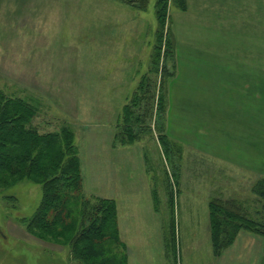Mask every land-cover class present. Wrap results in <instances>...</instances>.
<instances>
[{"label":"rangeland","instance_id":"1","mask_svg":"<svg viewBox=\"0 0 264 264\" xmlns=\"http://www.w3.org/2000/svg\"><path fill=\"white\" fill-rule=\"evenodd\" d=\"M157 1L138 10L119 0H0V90L34 108L40 134L63 126L74 134L82 193L118 198L130 264L173 256L178 264H217L211 199L242 202L264 224V200L252 192L261 177L221 163L237 161V149L264 152V87L253 88L257 110L247 115L244 88L230 83L245 74L232 64L243 55L231 48L258 49L255 66L264 73V0H188L187 12L166 0L164 24ZM142 81L147 107L118 129L114 120ZM117 133L132 143H116ZM195 145L214 147L200 156ZM42 195L33 178L0 188V264H78L68 246L28 231L24 221ZM172 212L176 253L171 247L166 258Z\"/></svg>","mask_w":264,"mask_h":264},{"label":"trees","instance_id":"2","mask_svg":"<svg viewBox=\"0 0 264 264\" xmlns=\"http://www.w3.org/2000/svg\"><path fill=\"white\" fill-rule=\"evenodd\" d=\"M119 1L138 10H145L149 3V0ZM171 1L180 10L188 9V0ZM155 8L160 23L164 24L167 17L166 0H158ZM145 85L142 81L137 89L138 94L134 93L124 105L118 129L130 120L141 119L133 112L141 108L144 111L147 107L146 96L140 94ZM164 105L163 99H160L161 115L165 111ZM155 112L157 115L156 108ZM35 115L32 106L0 90V188H10L24 177L40 183L42 201L34 215L24 223L28 231L40 240L68 246L78 264H129L127 246L121 241L116 202L101 197H93V201H90L82 193L83 176L74 134L64 126L58 132L40 134L32 126ZM161 115L158 113V116ZM118 137L117 133L116 143H132ZM252 192L264 200V175L254 184ZM154 194L157 206L158 198ZM170 195L172 202L173 193ZM222 200L211 199L209 206L213 247L217 249L218 246L215 257L234 242L240 231L264 237V224L250 219L242 202ZM173 215L174 212L172 221ZM173 224L170 225V232L165 233V243L170 239L166 244V258L171 247L176 253V225ZM167 260L168 264H178L176 256Z\"/></svg>","mask_w":264,"mask_h":264},{"label":"crops","instance_id":"3","mask_svg":"<svg viewBox=\"0 0 264 264\" xmlns=\"http://www.w3.org/2000/svg\"><path fill=\"white\" fill-rule=\"evenodd\" d=\"M188 11V10H187ZM186 11V12H187ZM242 47V46H241ZM246 47V48H245ZM242 48H231L233 53L235 55H243L241 59H239V62H232V64L237 65V71L243 70L245 74L242 72L237 73L230 82L233 85H240L244 88L242 91L241 95V100L242 101V106L243 109L247 110L246 114L250 115L251 111L254 108L257 110V103L259 99V95L257 90H254L253 88H258V87H264V73L263 75L259 76L258 68L257 65L258 63V56H259V51L256 48L245 46ZM238 51V53H237ZM209 56H212V54H209ZM256 61V63H255ZM255 63V64H254ZM244 68V69H242ZM169 89V94H170V86L168 85ZM237 89L233 91V93L230 92V96L232 98L237 97ZM188 97H189V102H191L192 99V92L188 91ZM248 104H251L250 106ZM250 107L251 111H248V108ZM257 117V116H256ZM113 125V124H112ZM116 136V135H115ZM114 141V140H113ZM113 141H111L113 143ZM116 142V141H115ZM114 146V145H113ZM112 146V148H114ZM190 150H191V145ZM213 145L210 147H202L200 145H195V147H192L194 150L191 152H197L201 155H208V153L213 149ZM123 149L126 148V146H122ZM119 149V148H118ZM117 149V150H118ZM129 149V154L131 156L132 160V154L130 153V148ZM112 149L113 152H115ZM258 151V149H257ZM237 152L240 153L237 157V161H231L229 159L224 160V162H221L224 165H229L234 167L235 169L239 170L240 172H245V174L250 175V176H256L262 177L264 175V152L262 153V156L259 157L254 154V150L252 149L251 152H244L240 151L237 149ZM250 155H247V154ZM115 157V156H114ZM101 160V159H99ZM103 161V160H102ZM206 182V181H205ZM84 184V182H83ZM209 194L210 191L208 190ZM199 193V191H198ZM203 193V192H202ZM204 194V193H203ZM210 196V195H209ZM231 197V196H229ZM105 198L108 199H113L117 202V210H118V226H119V231L122 233L124 232V229H122V224H121V211H120V204L118 202V198L116 200L115 197L112 196H107ZM211 201V200H210ZM210 201L208 204V209H209V215H210ZM131 210V209H130ZM132 215H137L138 212H131ZM209 227H210V216H209ZM120 233V236H121ZM121 238L124 239V242L128 244V241L124 238V234H122ZM217 264H262L263 259H264V237L261 235H258L253 232L249 231H240L238 235L236 236L234 242L227 247L220 256L217 257ZM130 264V262H129ZM168 264V263H167Z\"/></svg>","mask_w":264,"mask_h":264},{"label":"bare ground","instance_id":"4","mask_svg":"<svg viewBox=\"0 0 264 264\" xmlns=\"http://www.w3.org/2000/svg\"><path fill=\"white\" fill-rule=\"evenodd\" d=\"M131 98H132V96H131ZM120 116H121V114L119 115V117L117 118V119H115L114 120V122L116 123V127H117V125H118V123H119V121H120ZM114 124V123H113ZM116 141V140H115Z\"/></svg>","mask_w":264,"mask_h":264}]
</instances>
